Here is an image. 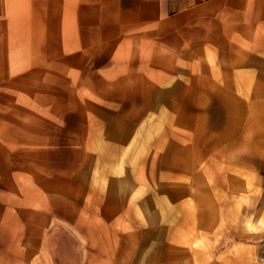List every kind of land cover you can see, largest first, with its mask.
<instances>
[{
	"label": "rangeland",
	"instance_id": "obj_1",
	"mask_svg": "<svg viewBox=\"0 0 264 264\" xmlns=\"http://www.w3.org/2000/svg\"><path fill=\"white\" fill-rule=\"evenodd\" d=\"M118 1L6 0L0 264H241L264 231V0Z\"/></svg>",
	"mask_w": 264,
	"mask_h": 264
},
{
	"label": "crops",
	"instance_id": "obj_2",
	"mask_svg": "<svg viewBox=\"0 0 264 264\" xmlns=\"http://www.w3.org/2000/svg\"><path fill=\"white\" fill-rule=\"evenodd\" d=\"M227 0H188L186 7H206L211 5H221L225 7ZM137 0H119L118 1V7L119 10L124 12H130L133 10L138 9L137 7ZM167 8H170V3L167 5ZM185 11V10H184ZM175 14L183 12L181 9L174 10ZM6 13H7V5L6 0H0V23L3 22L6 19ZM152 14L154 19L156 18V22H160L161 20V6L160 2H154L152 6ZM255 239L254 242H251L249 239L244 240H238L237 238L234 239L232 243L233 252L241 253L240 255L241 264H246L249 262V259L252 257L254 259H257V262L255 264H264V231L260 232L259 234H254ZM244 257V258H243ZM186 264H222L219 260H213L211 262L207 263H200L195 261L191 258V261H186Z\"/></svg>",
	"mask_w": 264,
	"mask_h": 264
},
{
	"label": "bare ground",
	"instance_id": "obj_3",
	"mask_svg": "<svg viewBox=\"0 0 264 264\" xmlns=\"http://www.w3.org/2000/svg\"><path fill=\"white\" fill-rule=\"evenodd\" d=\"M84 1H85V0H84ZM72 3H73V2H72ZM74 4H75V3H74ZM76 4H77V3H76ZM39 5H42V4H39ZM69 6H70V5H68V7H69ZM35 7H37V6H35ZM62 7H64V5H63ZM38 9H39V8H38ZM80 9H81V8H80ZM82 9H83V8H82ZM36 10H37V9H36ZM61 10L63 11V9H61ZM70 10H71V9H70ZM70 10L65 11V12H67V13H65V14L68 16V17H66L67 21H68V19L72 18V16H71V15H72V11H70ZM48 11H50V10H48ZM50 12H51V11H50ZM56 13H57V12H54V14H56ZM62 13H63V12H62ZM50 14H51V13H50ZM51 15H52V14H51ZM51 15H50V16H51ZM58 15H61V14H58ZM61 16H62V15H61ZM61 16H60V17H61ZM79 16H80V15H79ZM64 17H65V16H64ZM51 18H52V16L50 17V20H52ZM48 19H49V18H48ZM61 19H63V18L61 17ZM64 20H65V19H64ZM54 21H55V20H54ZM60 21H61V20H60ZM70 21H71V19H70ZM55 22L60 23V22L57 21V20H56ZM55 22H54V23H55ZM51 23H52V22H51ZM51 23H50V24H51ZM54 23H53V24H54ZM48 24H49V22H48ZM74 24H75V23H74ZM58 25H59V24H58ZM58 25H57V26H58ZM60 25H61V23H60ZM52 26H53V25H52ZM57 26H56V27H57ZM45 27H47V26L45 25ZM53 27H54V26H53ZM63 28H64V27H63ZM66 28H67V27H66ZM53 29H54V28H53ZM67 31H68V30H67ZM49 32H50V31H49ZM51 36L54 37V35H51ZM50 38H51V37H50ZM51 39H52V38H51ZM151 63H152V61H151ZM1 134H2V133H1ZM4 137H5V136H4ZM5 138H6V137H5ZM8 140H10V139H8ZM6 141H7V140H6ZM4 144H5V143H4ZM2 145H3V144H2ZM0 150H1V147H0ZM9 150H10V149H9ZM2 151H3V150H1L0 152H2ZM3 152H4V151H3ZM10 152H11V151H10ZM11 153H12V152H11ZM4 154H5V153H4ZM8 154H9V153H8ZM17 154H18V153H17ZM17 154H16V155H17ZM0 155H1V153H0ZM14 155H15V154H14ZM18 155H20V154H18ZM18 155H17V156H18ZM5 156H6V155H5ZM1 157H2V156H1ZM9 157H11V155H9ZM3 159H5V158L3 157L2 160H3ZM19 159H20V158H19ZM15 160H16V158L14 159V161H15ZM17 160H18V159H17ZM7 161H8V160H7ZM9 161H10V160H9ZM12 161H13V160H12ZM12 161H11V162H12ZM14 161H13V162H14ZM3 162H4V161H3ZM1 163H2V162H1ZM2 164H3V163H2ZM16 164H17V163H16ZM0 165H1V164H0ZM9 165H10V164H9ZM11 165H14V164H11ZM14 166H15V165H14ZM7 167H8V164H7ZM11 167H12V166H11ZM16 167H17V166H16ZM3 168H4V167H3ZM3 168H2V169H3ZM8 168H9V171H10V170H11L10 167H8ZM13 168H14V167H13ZM0 171H1V170H0ZM3 172H4V171H3ZM10 172H11V171H10ZM14 172H15V171H14ZM17 172H19V171H17ZM17 172H16L15 174H17ZM5 173H6L5 176L8 177L9 175H7V170H6ZM11 173H12V172H11ZM20 173H21V172H20ZM27 173H28V172H27ZM15 176H16V175H15ZM10 177H11V174H10ZM10 177H8V178H10ZM10 179H11V178H10ZM20 179H21V178H20ZM0 180H1V179H0ZM7 180H8V179H7ZM21 180H22V179H21ZM11 181H12V180H11ZM23 182H25V181L23 180ZM28 182H29V181H28ZM9 183H10V182H9ZM11 183H12V182H11ZM13 185H14V184H13ZM23 185H24V184H23ZM23 185H22V187H23ZM15 187H16V186H15ZM11 188H12V187H11ZM13 188H14V187H13ZM13 188H12V190H13ZM41 190H43V189H41ZM56 190H59V189H56ZM100 190H101V189H100ZM49 191H51V190H49ZM104 191H105V190H104ZM104 191H103V192H104ZM39 192H40V191H39ZM42 193H43V192H42ZM58 193H60V192H58ZM72 193H73V192H72ZM78 193H79V192H78ZM104 193H105V192H104ZM104 193H103V194H104ZM50 194H51V193H50ZM61 194H63V193L61 192ZM61 194H60V195H61ZM64 194H65V192H64ZM64 194H63V197H64ZM70 194H71V193H70ZM73 194H74V193H73ZM17 195H18V194H17ZM47 196L49 197L48 194H47ZM53 196H55V195L53 194ZM57 196H58V195H57ZM68 196H69V195H68ZM61 197H62V195H61ZM61 197H60V198H61ZM55 198H56V196H55ZM70 198H71V197H70ZM75 198H76V197H75ZM50 199H51V198H50ZM68 199H69V198H68ZM106 199H107V198H106ZM115 199H116V198H115ZM53 200H54V199H53ZM61 200H62V199H61ZM69 200H70V199H69ZM90 200H91V199H90ZM90 200H89V201H90ZM93 200H94V199H93ZM93 200L90 201V202L93 203ZM47 201H48V199H47ZM64 201H66V200H64ZM74 201H75V200H74ZM117 201H118V200H117ZM56 202H57V201H56ZM18 203H19V202H18ZM30 203H31V202H29V205H31ZM48 203H49V202H48ZM57 203H59V202H57ZM57 203H56V204H57ZM60 203H61V202H60ZM63 203H64V202H63ZM73 203H74V202H73ZM103 203H104V202H103ZM114 203H115V202H114ZM12 204H13V203H12ZM22 204H23V203H22ZM27 204H28V203H27ZM90 204H91V203H90ZM111 204H112V203H111ZM25 205H26V204H25ZM25 205H24V206H25ZM29 205H27V206L29 207ZM112 205H114V204H112ZM9 206H10V205H9ZM9 206H8V207H9ZM13 206H14V205H13ZM89 206H90L89 208H91V207L93 206V204H92V206H91V205H89ZM21 207L23 208V206H21ZM25 207H26V206H25ZM25 207H24V208H25ZM109 207H110V204H109ZM115 207H116V206H115ZM12 208H13V207H12ZM18 208H19V207H18ZM76 208H78V207H76ZM112 208H113V207H112ZM10 209H11V208H10ZM14 209H15V208H14ZM79 209H80V208H79ZM110 209H111V207H110ZM15 210H16V209H15ZM77 210H78V209H77ZM92 210H94V209L92 208L91 211H92ZM117 210H118V208H117ZM86 212H87V211H86ZM92 212H93V211H92ZM104 212H106V211H104ZM5 213H6V211H5ZM5 213H4V215H5ZM7 213H9V212H7ZM7 213H6V215H7ZM118 213H119V212H118ZM123 213H124V212H123ZM168 213H169V212H168ZM170 213H171V212H170ZM13 214H14V213H13ZM17 214H18V213H17ZM87 214H89V213H87ZM8 215H9V214H8ZM8 215H7V216H8ZM11 215H12V214H11ZM93 215H94V214H93ZM102 215H103V214H102ZM7 216H4V217L7 218ZM21 216H22V215H21ZM21 216H20V218L22 219ZM79 216H80V215H79ZM87 216H89V215H87ZM104 216H106V214H105ZM13 217L16 218L15 216H13ZM96 217H97V216H96ZM107 217H108V216H106L105 218H107ZM6 218H5V219H6ZM108 218H109V217H108ZM108 218H107V219H108ZM82 219H83V217H82ZM107 219H106V221H107ZM13 220H14V219H13ZM13 220H12L11 222H13ZM23 220H24V219H23ZM27 220H28V219H27ZM91 220H92V219H91ZM110 221H112V220H110ZM20 222H21V221H20ZM82 223H83V222H82ZM88 223L90 224V222H88ZM94 224H95V222H94ZM104 224H107V223H104ZM83 225H84V224H83ZM86 225H87V224H86ZM108 225H109V224H108ZM111 225H113V224H111ZM104 226H105V225H104ZM111 227H112V226H111ZM103 228H104V227H103ZM127 229H128V228H127ZM103 230H104V229H103ZM121 239H122V238H121ZM131 240H132V239H131ZM120 241L122 242V240H120ZM119 243H120V242H119ZM130 244L133 245V242L131 241V243H129V247H130ZM124 245H125V244H124ZM132 245H131V246H132ZM125 246H126V245H125ZM131 250H132V249H131ZM131 250L128 249V252L131 251ZM124 252H125V251H124ZM125 253H127V252H125ZM125 255H127V254H125ZM129 255H130V254H129ZM124 257H126V256H124ZM127 258H128V257H127ZM243 258H244V257H243ZM126 260H127V259H126ZM128 260H129V258H128ZM128 260H127V261H128Z\"/></svg>",
	"mask_w": 264,
	"mask_h": 264
}]
</instances>
